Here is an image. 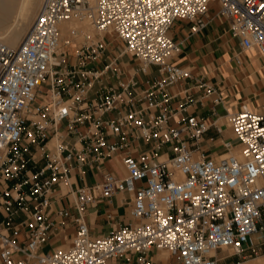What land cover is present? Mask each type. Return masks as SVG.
I'll use <instances>...</instances> for the list:
<instances>
[{
	"label": "built area",
	"instance_id": "2783aa9c",
	"mask_svg": "<svg viewBox=\"0 0 264 264\" xmlns=\"http://www.w3.org/2000/svg\"><path fill=\"white\" fill-rule=\"evenodd\" d=\"M210 14L264 63V0H43L17 49L0 39V264H149L152 251L180 264L264 258V111L212 122L190 113L193 90L214 106L223 98L172 62L176 22L197 35ZM71 21L97 34L64 29ZM124 57L139 63L133 73ZM150 66L158 77L141 88ZM118 156L121 175L104 169ZM86 168L100 180L73 189ZM117 194L130 196V223L93 235L85 214ZM72 226L70 242L44 251Z\"/></svg>",
	"mask_w": 264,
	"mask_h": 264
},
{
	"label": "crops",
	"instance_id": "0c3cea01",
	"mask_svg": "<svg viewBox=\"0 0 264 264\" xmlns=\"http://www.w3.org/2000/svg\"><path fill=\"white\" fill-rule=\"evenodd\" d=\"M210 7L213 10L217 9L216 3H211ZM212 15H209L206 27L197 35L190 34L191 23L188 21L176 22L170 32L173 38L182 41L181 52L172 59V62L190 70L198 80L202 79V82L220 90L224 101V105L214 106L211 98L202 100L203 91L193 90L195 103L190 106L188 111L197 114L208 122L216 119L214 113L224 116L226 112H231L242 106L252 110L264 111L263 61L254 53L241 52L238 40L231 36L228 23L211 19ZM236 56L241 57V62H237ZM120 63L130 73H133L139 65L137 60L131 57L122 58ZM93 66L91 65L89 68ZM156 77H158L156 66H150L146 72L137 73L141 88L147 87V83ZM94 98H96V94L93 92L90 99ZM200 100L203 101V106L198 102ZM178 105L179 102H175L173 107ZM224 119L221 118L219 121L223 127L227 128ZM104 169L121 175L124 170L120 164V156L107 161ZM101 173V171L86 168L82 173L84 179L82 182L79 174L75 172L72 177V188H79L83 186V183L95 184L100 180ZM129 199L128 194H117L106 201L98 200L91 206L85 214L84 220L92 234L95 236L107 235L114 228L130 223ZM66 206V200H58L54 204L55 208ZM74 232V226L67 231L54 230L48 244L44 247V251L46 248L51 250L56 246L70 242ZM148 260L149 264H180L176 257L158 251H152L148 255Z\"/></svg>",
	"mask_w": 264,
	"mask_h": 264
},
{
	"label": "bare ground",
	"instance_id": "6f19581e",
	"mask_svg": "<svg viewBox=\"0 0 264 264\" xmlns=\"http://www.w3.org/2000/svg\"><path fill=\"white\" fill-rule=\"evenodd\" d=\"M42 3L43 0H0V39L9 47L17 49ZM69 23L62 25L63 28H67ZM244 264H264V259L258 257Z\"/></svg>",
	"mask_w": 264,
	"mask_h": 264
},
{
	"label": "rangeland",
	"instance_id": "374dc122",
	"mask_svg": "<svg viewBox=\"0 0 264 264\" xmlns=\"http://www.w3.org/2000/svg\"><path fill=\"white\" fill-rule=\"evenodd\" d=\"M42 6V5H41ZM40 6H39V8L37 9V12H36V14H35V16L33 17V20H32V23H31V25H30V27H29V29L27 30V32H26V35L28 34V32H29V30L31 29V27L33 26V24H34V22H35V19H36V17H37V15H38V13H39V11H40ZM72 25H79V23H76L75 21H73V22H70ZM69 23V25H71ZM75 23V24H74ZM65 25V24H64ZM77 25V26H78ZM78 27H81L82 28V31H85V30H88L87 32L92 36V38L97 34V32L93 29V28H91V27H89L88 28V26H87V24L86 23H84V24H82V25H79ZM26 35L24 36V38H23V41H24V39H25V37H26ZM64 35V34H63ZM22 41V42H23ZM223 121H225V119L223 120ZM221 121H219V124H221L220 123ZM227 122H226V126H227ZM45 251H48L47 250V248L45 249ZM238 258H235V260H237Z\"/></svg>",
	"mask_w": 264,
	"mask_h": 264
}]
</instances>
